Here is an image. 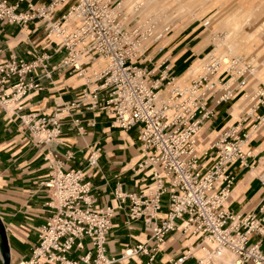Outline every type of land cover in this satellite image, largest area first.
<instances>
[{
    "label": "built area",
    "instance_id": "built-area-1",
    "mask_svg": "<svg viewBox=\"0 0 264 264\" xmlns=\"http://www.w3.org/2000/svg\"><path fill=\"white\" fill-rule=\"evenodd\" d=\"M122 3V0H50L30 4L29 11L19 12L18 3L0 0L2 23L20 25L35 18L46 22L49 36L59 38L58 45L67 51L63 65H71L84 74L83 57L103 58L106 63L105 68L95 74L94 84L82 91L79 100L59 105L51 114L20 115L23 129L36 144L56 141L62 133L66 114L81 107L107 112L122 129L140 128L138 139L144 154L140 167H151L152 188L148 194H137L124 191L119 183L114 195L121 204L129 201L130 221L142 217L156 220L165 194H168L169 205L167 216L156 220L153 234L145 243L127 248L124 257L144 254L149 256L148 264H158L156 252L166 241L167 234L176 228L175 222L183 220L185 231L190 228L193 234H202L204 242L215 246L211 252L220 255L223 250H229L235 255V264H264V249L259 242H251L256 235L264 236V214L260 216L255 211L233 214L224 206L236 182L231 166L236 161H245L249 153L243 150V145L252 130L264 123V114L254 116L259 107L264 106V84L251 111L244 113L238 123L204 150L205 157H214L212 166L206 168L196 145L204 121L212 114L207 98L221 83L210 77L219 71L220 60L216 62L211 58L205 72L189 86L177 82L169 73L168 64L152 80L157 71L138 63L147 51L145 41L150 37L151 27L143 31L139 26L129 27L130 14ZM63 5H69L68 12L54 20V13ZM49 57L42 54L30 62L13 57L0 63V105L23 100L33 90H43L44 85L29 75L40 65L46 67ZM240 62L239 58H233L231 68L241 74ZM7 85L11 86L10 92ZM166 86L170 88L167 95L161 93V88ZM224 91L219 102L232 97L230 87H225ZM252 117L256 123L249 131L244 124ZM75 121L78 131H83L85 126ZM98 151L88 157L89 165L96 164ZM72 156L73 152L68 150L67 157ZM45 160L48 174L41 186L49 193L46 205L52 212L38 227L30 256L14 264H110L113 260L106 256L107 236L113 227L116 208L95 206L97 200L91 196L92 181L82 168L67 169L52 153L46 155ZM87 239L91 240V249L81 253L79 259H73L72 252L83 249ZM206 252L210 254L209 250ZM189 255L190 252L175 263L187 264ZM200 264L215 263L203 258Z\"/></svg>",
    "mask_w": 264,
    "mask_h": 264
},
{
    "label": "crops",
    "instance_id": "crops-1",
    "mask_svg": "<svg viewBox=\"0 0 264 264\" xmlns=\"http://www.w3.org/2000/svg\"><path fill=\"white\" fill-rule=\"evenodd\" d=\"M9 1L19 4V12H26L29 11L30 4L50 0ZM250 7L252 16L246 19L244 25L241 24L242 27L233 35L232 45L226 44V40L223 42L220 40L222 46L217 44V39L211 41L207 24H204L202 19L195 18L180 22L173 28L169 27L158 40L147 47L145 54L138 60L139 64L148 69L156 68L157 73L152 80L157 78L163 67L168 64L169 73L173 74L182 86H189L195 77L205 72L203 65L209 58L220 60L222 68L220 67V70L210 77L219 79L221 83L207 98V106L212 114L204 121L196 145L197 153L206 168L212 166L214 157H205L204 150L241 120L246 113L244 110L251 102L245 95L253 93L254 88L261 83L264 84V57L260 59L264 49L260 52L258 50L264 40L258 44L253 40L254 37L251 38L248 34L251 33L257 38L260 33L264 34V19L251 31L247 28L263 16L264 0L259 5ZM68 9L69 5L58 8L54 13V20L66 14ZM239 9L242 11L241 17H245L244 7L240 6ZM216 29L222 34L230 31V27L222 23L216 26ZM241 31L245 34L241 35ZM243 35L248 36L246 39L248 42L242 41ZM225 36L227 33L223 38ZM60 42L59 38L49 36L46 22L38 18L20 25L0 22V63L7 62L13 57L30 62L42 54L50 56L46 61V67L40 65L29 75V78H35L44 85L43 90H33L23 100L0 105V214L8 218L11 227L9 241L12 262L14 264L18 259L28 256V250L32 249L35 242L38 227L51 215L52 209L46 205L50 196L46 188L41 186V182L48 174L45 156L52 153L63 161L67 169L84 170L86 177L91 179L93 184L91 196L97 200L95 206L110 205L116 208L113 227L107 236L106 256L113 260L110 264H148L149 256L139 254L124 257V252L131 246L145 243L153 234L156 220L167 216L168 194L162 198V209L157 212L156 220L142 217L135 221H130L127 215L129 201L121 204L114 195L119 183L122 184L124 191L137 194H148L152 188L154 177L151 167H140L144 159L138 139L140 128L136 126L130 130L122 129L114 123L107 112L88 110L85 107L71 109L66 114L62 122V133L56 141L36 144L28 131L22 127L19 116L23 113L51 114L59 105H70L73 101L79 100L82 91L95 82L91 78V73L95 75L106 66L102 58L89 60L88 56L81 60L83 63L81 68L85 69L84 74L71 65H63L67 51L58 45ZM224 46L225 50L222 52L217 50L223 49ZM254 52L256 55L250 60L244 58L241 61L244 64L239 69L244 73L242 71L240 74L238 69L231 68L233 56L238 54L249 56ZM226 58L228 60H225ZM235 73L238 75L235 76ZM242 82L243 86L240 85ZM99 83L101 82H96ZM225 87H230L232 97L219 102ZM7 91H11L10 85H7ZM161 93L167 95L169 87H162ZM261 114H264V106H260L254 116ZM75 120H79L80 125L85 126L83 131H78ZM255 123V117H252L244 126L251 131ZM68 150L73 152L71 158L67 157ZM95 150H99L98 160L91 166L87 160ZM243 150L249 155L243 163L236 161L231 166L236 175V182L224 206L233 214L255 211L262 216L264 123L252 130L249 139L243 145ZM120 205L122 207L119 208ZM175 223L176 228L167 234L166 241L156 252L157 263L176 264V260L190 252L186 259L187 264H200V260L207 256L203 247L211 252L215 246L204 242L202 234H193L189 229L185 231L183 220H177ZM251 242H259L264 249V236L256 235ZM91 247V240L87 239L85 247L72 252L71 257L79 259L80 254ZM221 256H213L215 264H218L217 261L225 264Z\"/></svg>",
    "mask_w": 264,
    "mask_h": 264
},
{
    "label": "rangeland",
    "instance_id": "rangeland-1",
    "mask_svg": "<svg viewBox=\"0 0 264 264\" xmlns=\"http://www.w3.org/2000/svg\"><path fill=\"white\" fill-rule=\"evenodd\" d=\"M261 1L262 0H129V2L131 3V6H134V4H136L138 7L140 6L138 8V11L133 13L132 12L133 9H129V7L125 6L124 3H123V8L127 12V14H130L131 22L129 23V27L134 26V25L135 27L139 26L138 21L140 20L150 21L149 24L142 27V31L143 29L144 30L149 29V27L151 26L152 27L156 26L155 29H157L158 34H163V32H165V30H167L169 27L173 28L176 24L180 22H186V20L191 21V20H194L195 18L202 19L204 24H207L206 27L211 33L210 35L211 41L214 39H217V44H219V46H222L223 44L222 42L224 38L227 41L225 42L226 44L232 45L233 35L236 33V31L239 30V27H242L241 24L244 25L243 23L246 21V19L252 16L250 5H259ZM240 6L244 7L245 17H241L242 11L239 9ZM257 7L259 8V6ZM262 19H264V14L259 19L257 20L254 19L255 21L251 25H248L247 27L248 30L251 31L252 29H254V27H256V25L260 23ZM202 21H199V23H201ZM221 23L222 25L225 24L226 26H229L230 31L224 32L223 34L217 31L216 26H218L219 24L221 25ZM226 33L228 37L225 36L223 38L224 34ZM243 33L244 32L241 31V35ZM248 34L250 35L251 38L254 37L253 40H255L258 44L262 41V40H259V36L257 38L255 37V35L251 33H248ZM218 35H219V38H218ZM243 36L244 37L242 41H247L246 39L248 38V36H245V35ZM153 42L154 41L152 38V39L146 40L145 44L149 46ZM233 46H236V45H233ZM263 47H264V42H262V44L259 45L258 47L259 52L264 49ZM217 50L222 52L223 50H225V46L223 49L220 48ZM255 55H256V52H254L253 54L249 56L246 54H238L237 56L235 55L232 58L234 57L239 58L241 59L240 61H242V59L244 58H249L250 60L252 56H255ZM263 57H264V54H262L260 59L262 60ZM243 62H246V61L243 60ZM243 64L244 63L240 62L238 65V68H240V66L242 67ZM153 69L156 70V68H153ZM237 75L238 74L235 73V76ZM91 78L96 80V75L91 73ZM262 85L263 83L260 84V86ZM256 87L254 89H256ZM247 95L249 96L248 100L249 101L251 100V102L249 103L250 104L249 107L244 110L246 113L247 111L250 110L249 108L252 107L253 104L257 102L256 100H252L251 94L247 93L245 96ZM0 217L1 218L3 217L2 220L7 229L8 237L11 238V227H10V224L8 223V220H7L8 218L1 214H0ZM28 253H29L28 256H30L31 250H28ZM226 253L227 255L224 254L225 256H223L222 258L223 259L226 258L224 259L227 261V263L225 264H230V259H235V255L230 251H227ZM0 254L1 255L3 254V250L1 247V240H0ZM217 263L220 264L218 261Z\"/></svg>",
    "mask_w": 264,
    "mask_h": 264
},
{
    "label": "bare ground",
    "instance_id": "bare-ground-1",
    "mask_svg": "<svg viewBox=\"0 0 264 264\" xmlns=\"http://www.w3.org/2000/svg\"><path fill=\"white\" fill-rule=\"evenodd\" d=\"M123 3L125 4V6H128L129 7V9H133L132 10V12L133 13H135L136 11H138V8L140 7H138L136 4H134V6H131V3L129 2V0H124L123 1ZM122 3V4H123ZM138 23H139V27H144V26H146L147 24H149L150 23V21H138ZM263 25H264V22H263ZM156 28V26H151V30H150V37L148 38V39H156V38H158L161 34H158V31H157V29H155ZM262 28H263V26H262ZM240 29V28H239ZM146 30V29H145ZM262 36H263V38H262ZM52 37H55V38H57L56 36H52ZM225 40V39H224ZM259 40H264V34H261L260 33V35H259ZM260 42V41H259ZM212 58V57H211ZM211 58H209L207 61H206V63L203 65V69L205 70V68H206V66H207V63L208 62H210V60H211ZM103 59V58H102ZM104 60V59H103ZM214 60L216 61V62H218L219 61V59H216V58H214ZM225 60H228V59H225ZM105 61V60H104ZM213 62V61H212ZM211 62V63H212ZM220 67H221V65H220ZM220 67H219V70H220ZM86 80H88V78L86 79ZM259 86L260 85H258L257 87H256V89L254 90V92L253 93H251V97H252V100H255V98H256V96H257V94H258V92H259ZM168 87V86H167ZM169 90H170V88H169ZM247 99H248V95L247 96H245ZM251 109H252V107H250V111H251ZM203 129V128H202ZM202 129L200 130V133H201V131H202ZM199 133V134H200ZM189 230H190V228H188ZM187 229V230H188ZM207 243H209V244H211V245H213L212 243H210L209 241L207 242ZM205 251L207 250V248L206 247H204L203 248ZM227 251H229V250H223L222 251V253L219 255L217 252L216 253H213V252H210V254L209 255H207L206 257H204L205 259H208L209 261H213V256H221V255H223V254H226L227 255ZM231 252V251H230ZM225 256V255H224ZM217 258V257H216ZM219 258V257H218ZM221 258H222V256H221ZM221 258H219V259H221ZM223 259V258H222ZM224 259H226V258H224ZM232 260H233V262H232ZM234 260L235 259H230V264H235V262H234ZM223 261H226V260H223ZM229 261V260H228ZM214 262V261H213ZM225 263H227V261L225 262ZM229 263V262H228Z\"/></svg>",
    "mask_w": 264,
    "mask_h": 264
},
{
    "label": "water",
    "instance_id": "water-1",
    "mask_svg": "<svg viewBox=\"0 0 264 264\" xmlns=\"http://www.w3.org/2000/svg\"><path fill=\"white\" fill-rule=\"evenodd\" d=\"M0 240L3 254H0V264H11L12 252L9 237L7 234V229L3 223L2 218L0 217Z\"/></svg>",
    "mask_w": 264,
    "mask_h": 264
}]
</instances>
